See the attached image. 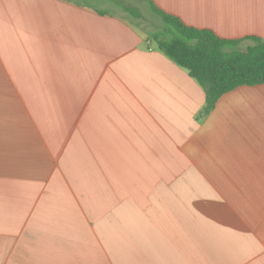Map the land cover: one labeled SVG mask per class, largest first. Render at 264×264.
<instances>
[{
    "label": "crops",
    "instance_id": "crops-1",
    "mask_svg": "<svg viewBox=\"0 0 264 264\" xmlns=\"http://www.w3.org/2000/svg\"><path fill=\"white\" fill-rule=\"evenodd\" d=\"M152 1L264 37V0ZM117 8L0 0V264H264V83L200 115Z\"/></svg>",
    "mask_w": 264,
    "mask_h": 264
},
{
    "label": "trees",
    "instance_id": "trees-1",
    "mask_svg": "<svg viewBox=\"0 0 264 264\" xmlns=\"http://www.w3.org/2000/svg\"><path fill=\"white\" fill-rule=\"evenodd\" d=\"M144 1L166 26L162 32L158 27L146 29L148 40L155 42L168 58L185 68L204 90L205 103L200 115L209 113L228 91L264 83V37L225 38L210 28L186 24L152 0ZM116 5L130 17L143 21L137 7L122 3ZM98 12L107 13L105 10ZM244 42L248 43L244 46Z\"/></svg>",
    "mask_w": 264,
    "mask_h": 264
},
{
    "label": "rangeland",
    "instance_id": "rangeland-1",
    "mask_svg": "<svg viewBox=\"0 0 264 264\" xmlns=\"http://www.w3.org/2000/svg\"><path fill=\"white\" fill-rule=\"evenodd\" d=\"M74 2L86 4L88 7L96 10L97 12L98 10H105L111 13H114L118 10L117 6L115 5L117 3L131 5L137 7L144 18L142 21L131 17L130 19L132 21H136V23L142 21L143 25L147 29H155V27H158V30L161 32L164 31L166 27L165 24L162 23L161 19L150 10L149 5L144 0H74Z\"/></svg>",
    "mask_w": 264,
    "mask_h": 264
}]
</instances>
